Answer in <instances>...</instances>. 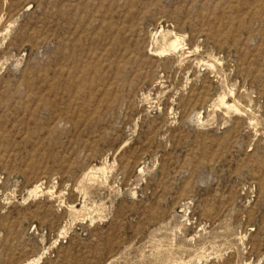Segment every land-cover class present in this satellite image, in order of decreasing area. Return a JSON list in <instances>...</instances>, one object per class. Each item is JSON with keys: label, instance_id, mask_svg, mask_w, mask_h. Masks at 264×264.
<instances>
[{"label": "rangeland", "instance_id": "obj_1", "mask_svg": "<svg viewBox=\"0 0 264 264\" xmlns=\"http://www.w3.org/2000/svg\"><path fill=\"white\" fill-rule=\"evenodd\" d=\"M0 264H264V0H0Z\"/></svg>", "mask_w": 264, "mask_h": 264}, {"label": "bare ground", "instance_id": "obj_2", "mask_svg": "<svg viewBox=\"0 0 264 264\" xmlns=\"http://www.w3.org/2000/svg\"><path fill=\"white\" fill-rule=\"evenodd\" d=\"M179 38H175V40H171V42H170V44H169V47H168V49H169V51H176L178 48H179V44H178V42H179V40H178ZM164 50V49H163ZM164 52H168V51H163V52H161V53H164ZM222 103V105H223V107L225 106V107H227L228 109H231L232 107L231 106H229L228 105V103H226L225 101H222L221 102ZM37 191H38V188H35L34 189V191H33V194H36L37 193Z\"/></svg>", "mask_w": 264, "mask_h": 264}]
</instances>
